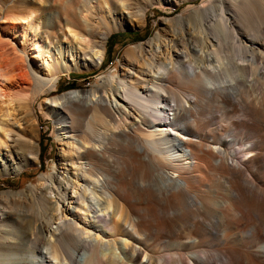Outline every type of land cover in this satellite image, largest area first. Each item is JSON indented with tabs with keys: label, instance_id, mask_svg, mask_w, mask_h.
Segmentation results:
<instances>
[{
	"label": "bare ground",
	"instance_id": "obj_1",
	"mask_svg": "<svg viewBox=\"0 0 264 264\" xmlns=\"http://www.w3.org/2000/svg\"><path fill=\"white\" fill-rule=\"evenodd\" d=\"M96 1L98 8L107 2ZM43 2L41 10L49 12L41 17H36L37 9L31 7L2 15L3 29L19 44L22 56L10 70L0 65L4 81L0 84V169L16 167L14 162L8 164L15 145H25L29 158L38 146L23 132L19 122L24 113L19 110L29 111L37 99L56 90L62 76L101 62L105 41L113 30L102 17L98 18L103 24V29L98 27L101 31L91 23L89 3L85 13H69L50 11V1ZM262 6L264 0H218L208 10L178 15L175 27L168 26H172L170 35L158 32L150 39L146 57L128 49L119 74L88 90L44 97L39 107L55 118L57 137L65 146L63 155L73 175L61 170L40 176L41 180L46 178L56 199L41 197V212L34 209L39 215L9 204L14 210L4 212L0 207L2 219L22 232L16 241L1 235L0 246L19 248L45 264H264V189L247 173L260 154L249 155L255 144L246 146L247 141L233 132V127L247 123L246 116H264V92L249 102L243 97L246 90L264 85L261 31L258 27L248 29L249 21L250 25L251 21H264ZM40 18L45 47L37 34ZM58 31L66 42L57 44ZM51 49L57 53L49 55ZM20 78L29 84L23 87ZM219 108L225 109L224 114L241 111V116L224 127L223 133L211 132V128L206 132L203 125ZM87 113L89 119L81 124L79 116ZM80 126H85V131H79ZM113 144L125 147L133 173L143 169L134 186L121 183V176L97 163L105 159ZM210 169L225 175L220 172L222 179L214 182L208 178ZM133 191L135 198L148 203L180 202V213L209 209L226 216V209L245 210L259 223L241 232L240 240H247L242 244L203 247L204 239L200 243L196 237H183L182 230L179 233L153 225L151 212L155 209L151 204H132ZM181 236L186 241H181ZM164 237L174 239L164 241Z\"/></svg>",
	"mask_w": 264,
	"mask_h": 264
},
{
	"label": "rangeland",
	"instance_id": "obj_2",
	"mask_svg": "<svg viewBox=\"0 0 264 264\" xmlns=\"http://www.w3.org/2000/svg\"><path fill=\"white\" fill-rule=\"evenodd\" d=\"M43 1L44 0H39V1L38 0H0V65H3L6 70H10L15 64H17L16 62L21 58L22 55L18 50L19 44L15 42L12 37H8L7 32L4 31L3 29L4 20L2 19V15L6 13L8 10L27 9L31 7L37 9L36 17L38 16L41 17L49 12V10L48 11L41 10V8H43L45 5ZM49 1L51 3L50 11H60V12L64 11L69 13L80 12V11L82 13H85L87 9L86 6H88L87 4L89 3V6L91 7L90 11L93 13L90 18L91 23L94 24L99 31H101L99 28L103 29L102 27L103 24H101L98 18L102 17L105 21H107V24L109 25L108 27L113 28V30L109 33L105 41V46H104L105 57L101 62H97L96 66L90 67L89 69L71 71L69 74L62 76L57 84L56 90H53L50 93H47L45 96H42L39 99H37L29 111L25 112L24 109L19 110V112L21 111L22 113H24L22 114V116L20 115V122H19L23 129V132L25 133L26 136H31L32 139L38 143V146L34 150L33 158H29V156L27 155L28 150L26 149L25 145L22 144L15 145L14 146L15 154L10 159L8 164L14 162V165H16V167L14 169L11 167L7 169H3V168L0 169V207H2V211L4 212L14 209L18 210L19 208H21L19 210L21 212L27 210L28 212L27 211L26 212L29 214L32 212L33 215L36 213L35 216L39 215L42 210L41 208L39 209V207H41L39 200L41 197L46 195L45 197H47L50 201L56 199V197H54L55 194L53 192H50L49 188H47L48 181L46 180V178L41 180L40 176L42 175L45 177L50 173L59 172L61 170L64 171V174H67L69 177L73 175L72 170L70 169L71 166L70 164L68 165L66 164L65 157L63 155V149L65 148V146L63 145L62 142L59 141L57 137L59 130L57 129V124L54 121L55 118L46 109L42 110L39 107V103L41 100L44 99V97H52L54 95L62 94L70 90H77V89L88 90L93 88L95 85L99 84L100 82H103L108 77L114 76L115 74H119L122 71V68L127 61L126 52L128 49L131 48L133 50L132 53L136 56H140L143 58L146 57L147 56L145 53L147 50L146 47L150 39L153 36H155L156 33L158 32L160 33L166 32L167 34L170 35L171 32L170 30L172 26L171 27L168 26L173 24V26L175 27V21H176L175 19L177 18L178 15H182L185 17L190 15L192 13V10H201V11H203V9L208 10L212 5L218 3V0H119L117 1V3L114 0H106L107 2L105 4L103 3V0H101V2L103 3L102 8H98L97 7L98 1L96 0H49ZM63 2L64 4H62ZM261 9L263 10L262 16L264 17V6H262ZM115 21L118 22L116 23ZM39 23L40 25L37 34L39 35L40 38L39 41L40 45L42 47H45L46 36L43 34L41 35L42 23H43L41 18L39 19ZM251 25L249 21L248 29L250 31H252V27L253 28L258 27V29L261 31L259 35L262 41V45L259 46V54L261 53L262 61H264V21H251ZM56 41H58L57 44H60L61 42H66L61 31L57 32ZM137 45L142 46V49H140L141 51L138 48H134V46ZM53 51L57 53V49H51L49 55H51ZM231 55L233 54H230V57L232 58L231 61L235 62L236 59L235 61H233L234 59L233 57L235 56L234 55L231 56ZM24 59H26V57H24ZM30 59L33 60V58ZM24 64L26 63L24 62ZM15 73L16 71L11 74H15ZM28 73H30V70H28ZM1 79L2 77H0V84L1 82H4ZM20 79L24 81L22 82L23 87H25L26 84H29L28 81L23 80L22 78ZM255 89L257 90L248 89L243 93V97L246 101L249 102L250 100H254L256 97L259 96V92L261 91L264 92V85L261 86L259 85ZM227 109L230 108L228 107ZM223 110L225 109L219 108L218 112L215 113L214 118L209 120V122L203 125L204 130L206 132L208 131V129L211 128L210 129L211 132L220 131V133H223L222 131H224L223 130L224 127L229 126L230 122H236L238 120L237 116H241V111L228 110L226 111V114H224ZM89 117H90L89 113L83 116H79L80 123L81 124L83 122L85 123L89 119ZM246 117L245 119L248 124L245 123L243 126H241L242 129L244 128V130H242L241 127L238 128L233 127V132L236 131L235 134L237 133V135L242 137L244 141L245 140L247 141L246 146L249 147L251 143L255 144L256 149L254 148L255 150L252 151L254 153L250 152L249 155L255 156L258 153V155L260 154L258 156L259 159L257 158V162H255L256 164L254 163L251 166L252 168L250 169V172H247L248 174L251 175H248L247 173L246 174L250 176V178L248 177L249 179L253 180L259 187L264 189V116L256 119L255 118L253 119L251 115H248ZM245 126L247 127L245 128ZM235 128L236 130H234ZM78 130L85 131V126L78 127ZM76 134H78V136H81V134L78 132H76ZM256 136L259 139H257ZM258 142L260 143V145L258 144ZM247 143L250 144L247 145ZM125 153L126 150L125 147L122 146V144H113L106 152L105 159H98L97 163L103 167H106L110 172L114 173V175L121 176L122 177L121 183L131 187L134 186L138 180H140V176L141 174H143V169L140 168L138 169L139 171L133 173V169H131L132 167L128 164L127 162L128 158ZM110 158L111 160H109ZM81 161H83V159ZM229 162L231 161L229 160ZM217 170L218 169L216 170L210 169L209 172L211 173L208 172L209 174L208 178H210V180H214V182L215 179H219V178L222 179V176L220 177V172L222 173V175H225L223 174L222 171L220 170L217 171ZM132 173L133 175H131ZM29 186H31L32 188L29 189ZM45 187L47 188V190ZM8 192L10 194L13 193V195H11L13 197L12 198L13 202H11L10 200L11 196L7 195ZM32 194L33 195L36 194L34 195L35 197ZM135 196L136 194L134 192L131 198L135 200L131 201L132 204L138 207H146L149 206V204H151V206L155 209L154 210L155 213L157 212L156 213L157 215L154 212H151V214L153 213L154 216L152 221L153 225L159 224L168 230L174 232L177 231L179 233L180 230H182L181 235L183 237L184 236L196 237L197 240L200 241V243H202L203 242L202 240L204 239L203 242L204 244H202L203 247H214V248H216L217 246L222 247L224 246L225 243L242 244V241L244 243L247 240L246 239L245 241L240 240L239 235L241 234V232L250 229L253 226V224L259 223L258 219L253 213L251 212L249 213L247 211L245 212V210L238 213L233 210L231 211L226 209V213H227L226 216H220L218 213L212 212L213 210H209V209L208 211H206L207 210L206 209V210H201L199 212L182 211L180 213V210L177 211V208H180V202L179 203L172 202L170 204L168 203L166 205H163L158 200L148 203L144 199L135 198ZM31 198L33 200L36 199L35 201L32 200V202L35 203L31 202ZM1 203L2 205L4 204V206H2ZM6 204L7 205L9 204V206L11 205L14 206L13 207L14 209L13 208L10 209V207L7 206ZM35 204L37 205L39 204V205L35 206ZM162 208L166 213L164 211L161 212ZM22 209L25 210L22 211ZM34 209L40 212L37 213V211H35ZM158 209L160 212H158ZM159 213L161 216L159 215ZM240 214L243 217H240ZM234 215L236 216V218ZM237 215L239 216L237 217ZM2 218L3 215L2 213H0V228H3L2 232H0V237L1 235L5 237L8 235L7 237L11 238L13 241L18 240L22 234L21 229L15 226H11L12 223L9 220L6 221V219L3 220ZM223 219L224 221H222ZM193 223L195 224L193 225ZM243 224L246 227H244ZM194 226L197 231L194 229ZM223 232L224 235H222ZM46 234L49 235L48 232ZM183 237L181 238V241L182 240L186 241ZM223 238L224 239L226 238L228 242H224ZM173 239L174 237L162 238V240L164 241L165 240L172 241ZM263 239L264 236L262 237L261 240ZM205 243L208 244L206 245ZM211 243L213 245H211ZM219 243L221 244L219 245ZM216 263H217L216 261H213V264ZM0 264H45V262L43 261V259L39 258L38 256L25 254L22 250L20 251L19 248L0 246Z\"/></svg>",
	"mask_w": 264,
	"mask_h": 264
}]
</instances>
